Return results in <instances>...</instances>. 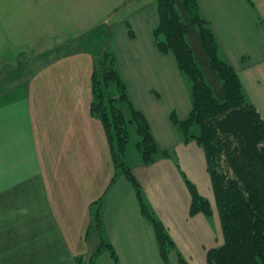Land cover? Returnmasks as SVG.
<instances>
[{"label": "crops", "instance_id": "crops-1", "mask_svg": "<svg viewBox=\"0 0 264 264\" xmlns=\"http://www.w3.org/2000/svg\"><path fill=\"white\" fill-rule=\"evenodd\" d=\"M32 1L0 6V67L14 65L22 47H46L53 58L28 82L0 92V264H80L99 249L96 264H116L112 249L120 264H208L209 250L225 238L205 151L171 118L190 114L192 86L174 54L158 46V0ZM198 1L220 57L264 118V0ZM103 27L134 105L172 154L128 162L175 242L167 261L134 184L116 174L104 124L92 114L93 51L104 41ZM62 38L53 56V41ZM186 179L210 200L212 216L191 213Z\"/></svg>", "mask_w": 264, "mask_h": 264}, {"label": "trees", "instance_id": "trees-1", "mask_svg": "<svg viewBox=\"0 0 264 264\" xmlns=\"http://www.w3.org/2000/svg\"><path fill=\"white\" fill-rule=\"evenodd\" d=\"M158 11V46L174 54L178 67L192 82L190 114L181 119L172 112L171 118L186 139L195 137L205 151L225 238L221 246L209 250L208 264H264V118L248 101L234 66L220 57L216 36L201 13L199 1L158 0ZM103 29L104 41L93 51L92 114L104 124L116 174L123 173L134 184L142 212L154 226L160 251L167 261L175 242L145 202L142 188L126 160L132 128L139 136L137 148L144 164L172 154L160 147L148 118L134 105L109 46L111 32ZM130 33L134 35L131 28ZM194 124L200 127L197 135L190 134ZM186 182L192 193L191 213L212 216L210 200L190 180ZM95 221L101 228L102 209ZM99 251L86 264H96ZM112 256L120 264L113 249ZM79 263L85 264L82 259Z\"/></svg>", "mask_w": 264, "mask_h": 264}, {"label": "rangeland", "instance_id": "rangeland-1", "mask_svg": "<svg viewBox=\"0 0 264 264\" xmlns=\"http://www.w3.org/2000/svg\"><path fill=\"white\" fill-rule=\"evenodd\" d=\"M14 1L18 2L17 5L21 6V7H25V6H33V1L32 0H0V6H9L11 5V9L15 8L14 6ZM32 2V3H31ZM55 4H57V1H55ZM59 9L60 6L56 5ZM31 19L34 18H38V16L40 15H34L31 14ZM30 15H22V18L25 17V20L27 18H29ZM57 19L62 18L61 15H56L55 16ZM27 22V21H26ZM25 23V22H24ZM97 35V33H96ZM63 39V40H62ZM62 39H55L53 41L55 47L53 50V56H55L56 54L60 53L59 52V45L64 44V38ZM80 44V43H79ZM59 47H56V46ZM93 47H95L94 44H92ZM41 47H33V48H26V47H22L21 48V56L20 58H18V60L15 62L14 65H9V64H4L3 66L0 67V76L5 79L2 80V82L0 84H5L4 87L0 88V92H4L3 90L10 89L12 88L14 85H20L23 84L24 82H22L25 78L27 80V82L29 81L30 77L39 69V67L47 61H50L51 56H49V51H44L45 48ZM51 53V52H50ZM189 79V78H188ZM26 82V83H27ZM191 86H192V82L190 81ZM190 131L193 132H200V127L197 124H194ZM132 139L128 145V151H127V155H126V160L130 163H133L134 161H136L137 159H140V157H142L141 152L138 150L137 148V142L139 140V136L137 135L136 131L134 128H132ZM212 188V193H214L213 190V186H211ZM87 263V262H86ZM85 263V264H86Z\"/></svg>", "mask_w": 264, "mask_h": 264}]
</instances>
